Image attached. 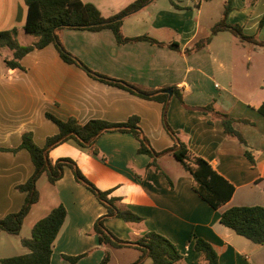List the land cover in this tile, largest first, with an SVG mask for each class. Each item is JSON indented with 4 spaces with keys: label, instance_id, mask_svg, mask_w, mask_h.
<instances>
[{
    "label": "crops",
    "instance_id": "0c3cea01",
    "mask_svg": "<svg viewBox=\"0 0 264 264\" xmlns=\"http://www.w3.org/2000/svg\"><path fill=\"white\" fill-rule=\"evenodd\" d=\"M81 1L110 16L133 0ZM225 3L168 0L158 4L151 0L123 17V36L145 34L164 44L175 42L178 50L147 40L119 44L109 28L56 31L61 45L86 67L165 94V108L160 100L108 85L89 76L82 67L64 62L52 43L25 53L19 59L20 68L4 63V59L12 58V50L0 47V217L20 208L25 193L15 185L33 170L26 149L11 150L18 146L21 134L30 132L33 142L41 147L57 132L45 113L62 120L73 117L78 123L90 119L123 122L134 115L149 145L159 152L153 164L148 154L138 152L139 142L129 131L99 134L93 143L95 154L69 138L49 149V160L71 158L87 179L119 198V208L141 217L139 221L106 219L105 227L118 238L134 240L154 231L169 239L181 258L164 264H208L192 247L195 237L211 245L218 264H264L262 244L236 234L219 221L220 213L230 206L264 207V115L258 111L264 104V45L242 41L229 31L210 35V27L221 19ZM230 6L225 22L264 42V21L258 27L264 16V0H231ZM25 15L23 0H0V30L16 28L19 38L27 34L22 30ZM226 32L230 35H224ZM206 36H210L209 41L202 47L184 51ZM168 88L170 96L162 92ZM207 104L213 110L200 108ZM216 112L234 119L232 126L243 143L223 131ZM164 122L189 153L205 159L234 186L223 205L210 207L194 191L192 178L179 162L180 167L167 162L168 157L173 158L174 140ZM36 188L38 199L17 236L20 242L26 233L30 235L36 220L62 205L65 219L52 243L49 264H96L105 251L109 254L107 264H129L139 256L136 248L98 242L93 223L105 213V207L74 179L70 168L65 166L53 183L41 174ZM3 234L6 232L0 231V240ZM63 254L83 256L71 263ZM140 264L153 263L146 257Z\"/></svg>",
    "mask_w": 264,
    "mask_h": 264
},
{
    "label": "trees",
    "instance_id": "16d2710c",
    "mask_svg": "<svg viewBox=\"0 0 264 264\" xmlns=\"http://www.w3.org/2000/svg\"><path fill=\"white\" fill-rule=\"evenodd\" d=\"M26 5L25 21L22 30L35 37L30 45H19L16 42L17 29L11 28L0 30V47H7L12 50V58L4 59V63L10 68H20L19 59L33 48H42L52 43L60 58L66 63H73L82 67L86 73L94 79L115 86L143 98L160 100L165 108V94L157 90L145 89L138 85L126 82L122 79L109 77L86 67L77 57L68 52L59 42L56 31L63 28L86 29L96 31L101 28H109L117 43L133 42L136 40H147L157 45H163L156 39L145 34L133 37L123 36L120 26L123 17L146 5L149 0H133L124 8L113 15L103 16L97 7L90 2L81 0H23ZM231 0H226L223 7L222 17L210 27V35L219 31H229L242 41L264 45V42L254 39L252 36L243 34L240 26L228 24L224 18L230 9ZM264 16L259 20L258 27L263 24ZM210 36L196 40L190 47L185 48L186 53L196 51L209 41ZM169 48L178 50L177 43L164 44ZM161 95V96H160ZM204 109H212L207 104ZM163 109V121H164ZM258 111L264 115V104L258 107ZM226 134L237 137L239 142L243 139L236 131L232 122L233 118L222 112H216ZM46 118L51 120L57 132L48 136L43 146L36 145L30 132H23L20 142L16 148H24L28 151L33 170L29 177L22 183L16 184L15 188L25 193L24 200L17 211L9 212L0 217V231L8 234H18L22 221L28 213L31 205L38 199L36 180L41 174H45L50 183L61 177L63 168L71 169L74 179L87 188L105 207V213L97 217L93 223V231L97 235L100 244H109L113 247H133L140 251L139 256L129 264H140L144 258L149 257L153 264H164L178 261L181 253L177 247L165 236L147 231L134 240H123L108 230L104 221L111 217H120L124 221H139L141 217L127 209H121L117 205L118 197L110 195V190H101L78 169L76 163L69 157H58L54 161L48 158V151L52 147L71 138L80 146L87 147L95 154L96 149L93 143L97 136L105 131H129L138 140V152L146 153L151 157L150 164H153L156 152L149 145L148 140L143 136L137 125V116H130L123 122H108L102 119H90L84 123H78L73 117L65 120L59 119L50 113H45ZM247 121V120H243ZM167 133L174 140V148L171 151L173 158L179 162L182 168L192 178L194 191L212 208L223 205L232 195L234 186L223 176L217 173L211 165L202 157L189 153L187 147L181 142L175 131L164 122ZM244 155L250 159L249 151L245 150ZM65 219V209L58 204L52 207L47 214L36 220L30 230L29 237H22L20 244L27 249L26 252L0 258V264H49L52 243ZM220 223L233 230L254 243L264 246V207L260 205H235L223 210L219 216ZM193 234L190 235V238ZM189 238V240H190ZM193 249L199 251L208 264H218L217 255L211 245L195 237L192 243ZM80 255H62L63 258L73 263ZM109 254L104 252L96 264H107Z\"/></svg>",
    "mask_w": 264,
    "mask_h": 264
},
{
    "label": "rangeland",
    "instance_id": "374dc122",
    "mask_svg": "<svg viewBox=\"0 0 264 264\" xmlns=\"http://www.w3.org/2000/svg\"><path fill=\"white\" fill-rule=\"evenodd\" d=\"M167 2H168V0H157L158 4H165ZM224 35H230V34H229V32H226ZM34 39H35V37L33 35L24 34V35H21L20 38L16 37V42L19 45H25V43L32 42ZM167 162L180 167L178 162H176V160H174L172 157H168ZM24 229H23V231H24ZM26 234H25V237L30 236L29 233H26ZM2 237H4V238H1V240H0V258L12 256V255H16V254H21V253H24L27 251V249L24 248L20 244L17 234H7L6 233V234H3Z\"/></svg>",
    "mask_w": 264,
    "mask_h": 264
},
{
    "label": "water",
    "instance_id": "95a60500",
    "mask_svg": "<svg viewBox=\"0 0 264 264\" xmlns=\"http://www.w3.org/2000/svg\"><path fill=\"white\" fill-rule=\"evenodd\" d=\"M151 0H149V2H150ZM162 92H166V93H168V96H170V94H171V89H163L162 90Z\"/></svg>",
    "mask_w": 264,
    "mask_h": 264
}]
</instances>
